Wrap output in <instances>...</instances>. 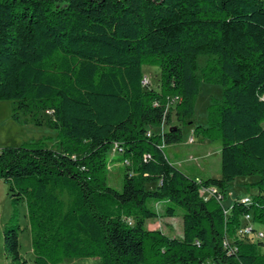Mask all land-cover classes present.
<instances>
[{
    "label": "trees",
    "instance_id": "16d2710c",
    "mask_svg": "<svg viewBox=\"0 0 264 264\" xmlns=\"http://www.w3.org/2000/svg\"><path fill=\"white\" fill-rule=\"evenodd\" d=\"M146 64L159 67L157 86ZM203 82L221 98L194 133L221 141V176L197 180L165 148L194 123ZM0 100L14 119L57 130L51 147L0 148L13 264H29L22 203L35 264H264V241L243 230L247 214L264 227V0H0ZM117 163L121 190L108 183ZM242 176H257L258 192L226 209ZM158 203L170 217L183 209L181 236L148 227Z\"/></svg>",
    "mask_w": 264,
    "mask_h": 264
},
{
    "label": "rangeland",
    "instance_id": "374dc122",
    "mask_svg": "<svg viewBox=\"0 0 264 264\" xmlns=\"http://www.w3.org/2000/svg\"><path fill=\"white\" fill-rule=\"evenodd\" d=\"M205 63L206 59L201 58L200 64L204 66ZM143 70L147 81H150L152 86H157L160 73L159 67L146 64L143 66ZM211 96L220 99L221 87L203 82L196 103L195 125L205 122L206 108ZM13 105L14 102L12 100H0V148L30 142H42L47 147L55 144L57 141V130L45 125L34 124L24 117H22L21 121L14 119ZM47 115L49 113H45V117ZM190 136L194 139L192 143L189 142ZM221 148L220 140L212 141L208 138H202L199 134L189 131V125H185L183 126L182 141L166 146L165 152L169 160L187 175L193 178L197 176L209 178L221 176ZM114 153L112 151L111 155ZM124 171L125 167L121 163L109 165L108 167V183L117 190L122 189ZM256 179L257 176H242L231 183L228 188L227 198L223 201L225 208L229 209L237 198L252 197L256 194L258 189L249 185L251 181ZM212 194L211 190L203 192V196L206 198H210ZM13 208L9 185L3 179H0V264H13L6 255L3 246L4 229L13 213ZM155 208L160 213V216L157 219L148 221V227L150 229H159L172 236H181L183 234V209L177 207V215L170 217L164 214V203L155 204ZM19 212V222L24 229L20 232L19 237L21 243L20 252L28 259L29 264H35L33 263L34 255L32 253L31 233L25 203L20 204ZM255 226L259 229H264L259 224H255ZM252 239L256 241L255 238ZM62 264H102V262L98 258H67Z\"/></svg>",
    "mask_w": 264,
    "mask_h": 264
},
{
    "label": "built area",
    "instance_id": "2783aa9c",
    "mask_svg": "<svg viewBox=\"0 0 264 264\" xmlns=\"http://www.w3.org/2000/svg\"><path fill=\"white\" fill-rule=\"evenodd\" d=\"M178 99L179 98H176V100ZM206 190H211L213 193L212 196L217 192L215 188L210 187L202 189V194ZM241 201L246 204H250L252 202L251 197H242ZM243 230L246 231L248 237L255 238L256 241H264V229H259L255 226V223L252 221L251 214L245 215L243 220Z\"/></svg>",
    "mask_w": 264,
    "mask_h": 264
},
{
    "label": "crops",
    "instance_id": "0c3cea01",
    "mask_svg": "<svg viewBox=\"0 0 264 264\" xmlns=\"http://www.w3.org/2000/svg\"><path fill=\"white\" fill-rule=\"evenodd\" d=\"M195 127H196V125L193 123V124H189V131H191V132H193L194 133V129H195ZM195 134V133H194ZM202 138H204L202 135H200ZM189 142H194V139H193V137L192 136H190V138H189ZM220 177V176H219ZM196 179H202V177H199V176H197V177H195Z\"/></svg>",
    "mask_w": 264,
    "mask_h": 264
},
{
    "label": "bare ground",
    "instance_id": "6f19581e",
    "mask_svg": "<svg viewBox=\"0 0 264 264\" xmlns=\"http://www.w3.org/2000/svg\"><path fill=\"white\" fill-rule=\"evenodd\" d=\"M247 205H249V204H247ZM242 230V229H241ZM245 233H246V231H245ZM247 234V233H246Z\"/></svg>",
    "mask_w": 264,
    "mask_h": 264
}]
</instances>
